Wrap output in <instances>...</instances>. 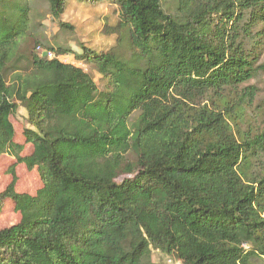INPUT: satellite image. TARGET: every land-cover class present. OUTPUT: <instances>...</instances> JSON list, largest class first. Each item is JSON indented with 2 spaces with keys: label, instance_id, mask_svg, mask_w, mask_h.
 I'll return each mask as SVG.
<instances>
[{
  "label": "trees",
  "instance_id": "obj_1",
  "mask_svg": "<svg viewBox=\"0 0 264 264\" xmlns=\"http://www.w3.org/2000/svg\"><path fill=\"white\" fill-rule=\"evenodd\" d=\"M72 1L0 0V156L43 184L0 194L21 217L0 264H264V126L244 87L264 73V0H75L118 8L100 53L47 37Z\"/></svg>",
  "mask_w": 264,
  "mask_h": 264
},
{
  "label": "rangeland",
  "instance_id": "obj_2",
  "mask_svg": "<svg viewBox=\"0 0 264 264\" xmlns=\"http://www.w3.org/2000/svg\"><path fill=\"white\" fill-rule=\"evenodd\" d=\"M60 21L72 25L75 29V35L61 33ZM60 21L51 17L44 20L43 23L48 29L47 37L50 41H53L58 36L62 45L71 47L76 53L81 51L78 43L97 53L109 52L117 45L119 16L118 8L114 4L104 3L97 6H86L74 0L70 3L68 10ZM39 51H42V49ZM74 55L61 56L59 59L64 63L84 68L92 75L99 89L103 90L102 76L92 66L76 61ZM53 57L54 55L50 56V58ZM248 86L257 89L254 106L249 108L248 111L250 115L258 116L257 123L264 126V73L262 72L257 79L244 85V87ZM11 120L16 128V142L24 145L22 156H30L33 153V146L25 144L23 135V131L30 127L27 120V111L20 107L16 115L11 117ZM14 177L17 181L16 191L19 193L35 195L43 186L38 169L28 170L25 164H18L11 155L0 156V194L12 183ZM20 218L14 204L7 200L0 215V230L16 225ZM169 260H172L173 264L175 263L173 259L164 257L158 251L153 250V261L156 264H168Z\"/></svg>",
  "mask_w": 264,
  "mask_h": 264
},
{
  "label": "built area",
  "instance_id": "obj_3",
  "mask_svg": "<svg viewBox=\"0 0 264 264\" xmlns=\"http://www.w3.org/2000/svg\"><path fill=\"white\" fill-rule=\"evenodd\" d=\"M50 56H53V55L50 54L49 57H50ZM168 264H173V263H172V260H169V261H168ZM174 264H180V262H175Z\"/></svg>",
  "mask_w": 264,
  "mask_h": 264
}]
</instances>
